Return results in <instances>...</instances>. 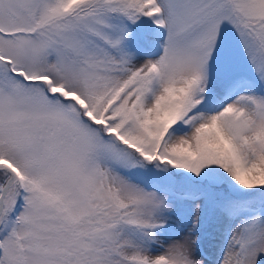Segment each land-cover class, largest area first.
I'll list each match as a JSON object with an SVG mask.
<instances>
[{"label": "snow or ice", "instance_id": "1", "mask_svg": "<svg viewBox=\"0 0 264 264\" xmlns=\"http://www.w3.org/2000/svg\"><path fill=\"white\" fill-rule=\"evenodd\" d=\"M0 264H264V0H0Z\"/></svg>", "mask_w": 264, "mask_h": 264}]
</instances>
